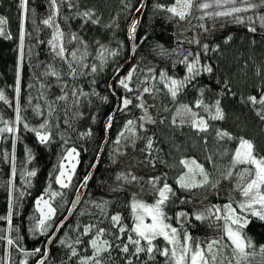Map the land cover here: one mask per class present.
<instances>
[{
  "label": "trees",
  "instance_id": "obj_1",
  "mask_svg": "<svg viewBox=\"0 0 264 264\" xmlns=\"http://www.w3.org/2000/svg\"><path fill=\"white\" fill-rule=\"evenodd\" d=\"M143 0H73L76 5L69 8L66 4L61 6L60 15L57 17V23L62 31L67 34L77 33L88 44L90 55L84 61L91 65L93 63L98 66V73L81 76L73 80L65 75L67 65L59 58L54 57L47 41L52 37V29L44 26L42 20L49 15L48 0H28V19L25 23L27 32L30 36L25 38V61L21 78V93L19 103L21 107V116L23 118L21 124L17 125L19 131L16 133L20 140L15 145V156L17 166V176L13 180L14 194L19 195L23 191L25 195L15 200V214L13 216V226L19 229V232H13V237L19 236L21 239L19 244L28 250L36 247L43 249L45 237L35 235L29 229L35 223L34 217H38L35 201L40 197L49 184L52 191H60L62 197H56L53 205L57 207V215L54 218L55 223L59 224L68 214L73 199L79 187L84 181V177L88 176L95 164L102 145L106 139L105 125L108 122L109 115H112L117 102L122 96H128L133 99V105L138 103L135 96L139 94L138 90L133 93H125L118 87V78L127 74L131 68H137V75L131 86L136 87L137 77L144 79L148 68L155 69L156 81H150L160 89L158 93L153 95L144 94V99L154 105L155 113L153 117L157 120L156 124H150L146 127L147 131H139V135L143 137H152L154 140V148L161 151L156 153L158 157L156 166L151 167L145 163H140L151 157H147L146 153L140 150L144 148L146 140L139 139L133 148L127 141H121L118 146L114 143L118 133L123 130V125L128 119L138 120L143 114L139 108L133 105L125 112L117 111L113 118L112 126L108 130V141L105 145L102 158L93 174L89 186L86 189L83 200L78 208L74 211L69 222L62 228L60 233L55 237L54 243L50 245V255L47 264H75V260L69 261L67 257V249L59 244L60 239L71 242L82 231L83 226L88 223H94L100 217L99 209L94 206L95 203L108 201L107 214L110 217L119 213L123 223L130 229L133 226L132 211L130 204L134 198L140 199L148 204L154 203L156 195L150 191V185L147 181L150 177L161 176L167 174V183H169L176 191V198L171 200L165 209L168 216L172 217L171 223L174 227L180 225L176 221V214L184 211L189 214V223L185 225L189 233L194 239L207 241L215 238L218 234L214 227H209V222L196 221L193 212L202 211L205 206L223 205L229 202L230 197L236 200L241 199L238 192L233 191L234 180L220 179V183L216 189H194L192 191H184L179 189L176 179L186 171L179 164L181 159H195L215 177H219L212 163L206 159L211 155L213 161L221 166L224 171L229 166V158L231 151L237 146V141H219L216 140V131H228L235 137H244L251 140L257 147L261 155H264V122L260 121L255 111L259 105L255 107L251 104L241 102L242 98L249 95H256L259 98L261 90H264V29L256 24L257 32L248 31L247 24H238L228 22L224 19L213 21L205 19L198 20L196 17L201 15L200 12L193 10V15L184 21L176 19L169 20V14L162 11H153L154 3H162L171 5L173 0H147L145 9L140 19V23L136 32L135 43L139 47L135 49L132 60L131 46L128 39V27L136 13L135 9L140 6ZM125 3L130 7L125 8ZM94 9L101 19L100 25L87 24L82 27V20L75 14L78 11L86 9ZM264 11V10H262ZM243 16H254L255 13L248 12ZM0 16L7 20L5 26L7 31L11 33L13 39L6 40L0 38V89L4 90L6 97L11 106L0 101V117L4 120L12 121L15 118V91L16 68L19 58L18 37L21 23V10L19 8V0H0ZM67 17V19H64ZM200 23H204L209 29L204 32L198 27ZM112 24L111 28H105L103 25ZM184 25V26H183ZM147 37L141 43V38ZM231 36L232 39L225 43V39ZM181 37H184L183 39ZM193 38L199 39L200 45L207 43L210 51L205 55L201 46L187 41ZM43 41V43H41ZM94 41L107 45L110 50H116L119 55L115 58L109 56L108 63L103 70H99V60L96 59L98 45ZM158 45L163 46L171 55L158 54L160 49ZM216 45H219V51H211ZM69 51L83 46L78 42L66 44ZM29 49L31 52L29 53ZM155 49V51H154ZM173 49H177L173 52ZM191 51L193 54L201 53V64H208L213 67L212 73L201 72L177 97L174 103L167 94L164 85L159 83L158 77L161 70L177 79H183L186 68L178 61ZM70 59V57H69ZM192 57H189L191 60ZM127 63V64H126ZM54 65L57 70L62 73L61 81H56L54 77L46 78V82L51 84L46 95L48 101H53L61 95V85L68 84L65 91L68 92V100L66 102H57V111L54 118L47 117V109L45 101L38 99L39 93L37 88L39 83L36 76L42 73L47 65ZM124 68L121 70L119 77H116L113 88H109L117 66ZM259 68L261 75H256ZM143 70V71H141ZM90 72V67L84 69ZM95 80V84L90 81ZM227 81L231 92L225 89L224 84ZM29 84H36L37 87L29 88ZM76 85L85 92L91 93L93 90L98 95H90L89 97H80V103L74 104L75 98L71 95L72 87ZM143 86L148 85H142ZM203 89L204 103L211 106L219 99L220 106L224 112L223 120H209L211 125L208 133H197L193 128L184 125L175 127L171 124L172 116L179 104H187L192 107L193 111L208 118V113L202 109L195 107V102L201 96ZM231 93H235L232 95ZM32 98L31 104L29 98ZM102 97H107L103 100ZM91 101V103H89ZM40 104L45 112L44 116L35 114L33 108ZM167 108L169 111H164ZM79 111L82 115L73 119L74 114ZM214 111V110H213ZM45 118H49L54 125L58 124V128H53V140L50 144L44 145L38 142L34 133L23 129V123H27L30 127H39ZM164 119V123L159 121ZM67 120L72 127L69 128L64 121ZM4 125L0 123V127ZM91 132V135H81ZM61 135L67 140L63 143ZM205 138L207 144H205ZM75 147L80 153L79 163L76 173L73 177L72 184L68 189H61L56 185L52 177L57 172L61 155L67 148ZM26 148L31 149L33 159L30 163H26ZM225 148L229 149V156H220L219 153ZM118 149V151H117ZM3 151L13 152V139L10 134L0 136V154ZM162 159L165 163H160ZM167 165V166H166ZM35 170L37 175L30 178V185L21 178L20 172L23 170ZM132 174L140 177L139 183H128L124 180H118L117 176L121 173ZM10 179V162H6L0 155V216H6L8 212V181ZM189 201L188 203H180V200ZM235 206V205H234ZM83 213V215L81 214ZM79 226V229L77 228ZM102 227L109 228L110 223L104 220ZM0 228H4L7 233L6 221H0ZM52 231L51 229L49 230ZM256 245L255 251L259 252V246L264 245V222L256 218H252L249 225L244 229ZM127 234H125L126 240ZM84 240L83 245H75L81 255H90L91 249L87 252V241L89 237H81ZM111 239V237H109ZM116 243H119L117 241ZM156 245L163 248L164 241L158 238L154 241ZM7 246L5 241H0V258L5 257ZM227 254V253H226ZM112 261L109 264H125L126 257L118 250L111 253ZM23 259L22 254L11 250V264H20ZM39 256L30 257L28 264H36ZM133 264H165V258L156 255L154 260H148L145 254H141L139 260L131 257ZM251 259V258H250ZM261 257L257 255L252 259V264H260Z\"/></svg>",
  "mask_w": 264,
  "mask_h": 264
},
{
  "label": "snow or ice",
  "instance_id": "obj_2",
  "mask_svg": "<svg viewBox=\"0 0 264 264\" xmlns=\"http://www.w3.org/2000/svg\"><path fill=\"white\" fill-rule=\"evenodd\" d=\"M124 3V0H121ZM49 3V15L47 18L42 20V24L52 29V37L47 41L51 48L54 57L59 58L67 65V72L65 75L69 76L73 80L78 79L81 76H87L98 73L97 64L91 65L84 61L90 55L88 50V44L83 38L77 33L67 34V40H65L66 33L61 30L59 24L56 22L57 17L60 15L61 6L66 4L70 9L76 5L73 0H48ZM146 5L141 3L139 7L135 9L137 13H142L143 8ZM130 7V4L125 3V8ZM19 8L21 10V23L19 29V43L18 52L19 58L16 68V82L14 85L16 105H15V118L11 122L4 120L0 117V123L4 126L0 127V136L3 134H10L13 139V152L9 153L3 151L2 158L6 162H10V179L8 181V212L6 216H0V221H6L7 233L4 228H0V241H5L7 251L5 257L0 258V264H11V250L16 249L22 254L23 259L20 264H28L30 257L39 256L36 260V264H47L50 255L49 245L54 243L56 233L63 227V221L59 224L55 223V217L57 215V207L53 205V201L56 197H62L63 193L60 191H52L51 184L45 189L44 193L38 197L35 201L36 211L39 213L38 217H34L35 223L29 229L35 235L45 237V243L43 249L36 247L32 250H28L19 244L20 237H13L10 235L13 232H19V229L13 226V216L15 214V200L22 198L25 193L19 192V195L14 194L13 180L17 176L16 156H15V145L20 137L16 135L19 131L17 125L21 124L23 118L21 116V107L19 103V97L21 93V78L22 70L25 61V38L30 36L31 33L27 32L25 23L28 19V0H19ZM201 13L196 17L200 21H204L206 18L213 21L224 19L228 22H234L238 24H247L249 32L256 33L258 23L261 29H264V0H173L171 5H165L162 3H154L153 11H162L169 14V20H188L193 15V10ZM253 12L254 16H243L242 14ZM82 20V27L87 24L100 25L101 19L96 14L94 9H86L84 11H78L76 14ZM64 19H67L65 17ZM7 20L0 16V38L11 40L13 39L10 32L7 31L6 26ZM139 25V19L132 21L129 27L128 39L129 41L136 40L137 27ZM105 28H111L112 24L103 25ZM204 32H208L209 29L204 23L198 25ZM147 37L141 38V43L146 40ZM232 39L231 36L225 39V43H228ZM78 42L83 46V50L80 47L75 48L72 51L66 47V44H72ZM188 43H195L200 45L199 39L193 38L187 41ZM43 43V41H41ZM98 45V51L96 59L99 60V70L102 71L104 66L108 63V57L115 58L119 55L116 50H110L107 45L100 43V41H94ZM202 52L207 55L210 51V47L207 43L200 45ZM139 47V44H132V51ZM160 51V55H171L163 46H157ZM220 46L216 45L211 49L213 52H218ZM155 51V49H154ZM176 52L177 49H173ZM31 49H29V53ZM70 57V59H69ZM189 57H192L189 60ZM201 53L197 52L193 54L191 51L179 63L183 64L186 68V75L183 79H177L173 76H169L164 70L159 73V83L164 85L167 90V94L170 95L172 101H177L178 95L198 76L201 72L212 73L213 67L208 64H201ZM90 67V72H85L84 69ZM120 67L117 66L114 75L119 77ZM143 71V70H141ZM144 79L137 77L136 87L134 89L132 85L134 76L137 75V68L133 67L123 77L118 78V87L122 88L125 93H133L134 90H138L139 94L135 96L138 101L133 105V99L128 96H122L120 98V104L117 105L116 110L125 112L129 109L130 105L139 108L143 115L138 120L128 119L123 125V130L118 133L117 139L114 141L116 145H120L121 141H127L134 148L136 142L139 139H145L146 143L144 148L140 151L146 153L147 159L140 161L151 167L156 166L158 157L156 153L161 151L160 149L154 148V140L152 137H143L139 135V131H147L146 124H156L157 120L149 113V107L154 105H147L144 100V94L153 95L160 91L155 84L149 85L150 81H156L157 76L155 75V69L148 68ZM256 75H261L259 68L257 69ZM54 77L56 81H61L62 73L56 69L54 65H47L42 73L36 76L39 83L37 91L39 93L38 99L45 101L47 109V117L54 118V113L57 111V102L68 100V92L65 89L68 88V84L65 82L61 85V95L57 96L55 100L48 101L46 92L51 87V84L46 82V78ZM95 80L90 81L91 84H95ZM29 88L37 87L36 84H29ZM225 89L231 92V89L225 81ZM112 88V85H109ZM201 96L195 102V107L202 109L205 113H208V118L200 115L198 112L193 111L192 107L187 104H179L175 109V113L172 116L171 124L175 127L187 125L196 132L208 133L211 125L209 120H223L224 112L220 106V100L217 99L213 105L209 106L204 103L203 100V89ZM235 95V93H231ZM71 95L75 98L74 104L80 103V97H89L90 95H98L94 90L89 93L83 91L82 88L74 85L71 89ZM103 100H107V97H102ZM32 98H29L31 104ZM0 101L11 106L10 101L5 95L4 90L0 89ZM242 103L251 104L252 106L259 105L256 109L255 114L260 121L264 122V90H261L259 98L256 95H249L246 98L241 99ZM91 103V101H89ZM34 112L38 116H44L45 112L40 104H37L33 108ZM214 110V111H213ZM164 111H169L167 108ZM82 114L77 111L73 119L80 117ZM49 118H45L39 127H30L27 123H23V129L35 134L39 143L47 145L53 140V128H58L59 125H54L50 122ZM113 115H109L108 122L105 125V129H109L112 126ZM161 124L164 123V119L159 121ZM65 124L69 128L72 125L65 120ZM81 135H91V132L83 133ZM63 143H67L64 136L61 135ZM216 140L224 141H237V146L231 151L229 158V166L226 170L222 171L221 166L213 161L211 155L207 156L206 159L209 163H212L216 169L219 177H215L213 173L209 172L203 164L197 162L195 159H181L179 164L185 169L183 173L176 179V184L179 189L184 191H192L194 189H216L220 183V179L234 180L233 191L239 193L241 199L236 200L234 198L229 199V202L223 205H211L205 206L202 211H196L192 213L196 221L209 222V227H214L217 231L215 238L207 241H200L194 239L185 227L189 223V214L181 211L176 214V221L180 225L174 227L170 222L172 217L168 216L165 209L169 202L176 198V191L173 187L167 183V174L164 173L161 176L150 177L147 184L150 185V191L156 195L154 203L148 204L140 199L134 198L130 204L132 211L133 226L129 229L127 225L123 223L122 217L119 213L111 215L107 214L108 201L95 203L94 206L99 209L100 217L94 223H88L83 226L82 231L79 235L71 242L64 239L59 240V244L65 247L67 251V257L69 261L75 260V264H109L112 261L111 253L113 250H118L123 254L125 264H133L131 257L140 259L141 254H145L148 260H154L158 254L165 258V264H252V259L257 255L261 257L260 264H264V245L259 246V252L255 251L256 245L253 240L247 236L244 229L249 225L252 218H256L259 221L264 222V155H261L257 150L256 145L249 139L244 137H235L228 131L217 130ZM205 144L207 139L205 138ZM27 160L26 163H30L33 159L31 149L26 148ZM102 150V149H101ZM118 151V149H117ZM80 153L75 147L67 148L61 155L58 168L55 170L57 174L52 177L53 182L59 185L61 189H68L71 184L73 177L76 173V168L79 163L78 157ZM220 156H229V149L225 148L219 153ZM160 163H165L162 159ZM167 166V165H166ZM95 167V165H93ZM37 175L35 170H23L20 172V176L30 185V178ZM90 176H85L81 187L87 185ZM118 180H124L128 183L137 182L141 180L140 177L132 174L131 172L124 174L121 173L117 176ZM189 201L180 200V203H188ZM73 206L77 201H73ZM235 205V206H234ZM72 211L71 208L68 209ZM83 215V213H81ZM107 219L110 223V227H102L104 220ZM150 221V222H146ZM79 229V226H77ZM52 230L51 232L49 230ZM125 234L126 240H125ZM81 237H89L87 241V248L84 251L87 252L91 249L90 255H81L75 245H83L85 242ZM111 237V239H109ZM158 238H162L164 241V247L161 248L154 243ZM119 241V243H116ZM227 253V254H226ZM251 258V259H250ZM66 264V262H62ZM147 264V261H144Z\"/></svg>",
  "mask_w": 264,
  "mask_h": 264
},
{
  "label": "water",
  "instance_id": "obj_3",
  "mask_svg": "<svg viewBox=\"0 0 264 264\" xmlns=\"http://www.w3.org/2000/svg\"><path fill=\"white\" fill-rule=\"evenodd\" d=\"M146 2H147V0H143L142 3H144V4L146 5ZM144 9H145V7L143 8L142 13H137V12H136V13L134 14V16H133V18H132L130 24L132 23L133 20H135V19H137V18L139 19V23H140V19H141V16H142V14H143ZM130 24H129V27H130ZM138 26H139V25H138ZM129 27H128V33H129ZM137 29H138V27H137ZM129 42H130V46H131V57H130V59L128 60L127 63H129V62L132 60L133 55H134V53H133V51H132V44L135 43V41H129ZM127 63H126V64H127ZM124 66H125V65H123L122 67H120V69L122 70V69L124 68ZM120 72H121V71H120ZM120 72H119V74H120ZM115 79H116V76H114V78H113L112 81H111L112 88H113V83H114V80H115ZM112 88H111V89H112ZM117 105H119V101L117 102L116 107H115V109H114V111H113V113H112L113 118H114L115 114L117 113V110H116ZM108 130H109V129H107V130L105 129V132H106V139H105V141H104V143H103V145H102V148H101L102 150H100L99 155H98V157H97V160H96V162H95V164H94L95 167H93L92 170L90 171V173L88 174V176H90V179L88 180L86 186H84V187H81V186H80L79 189H78V191L76 192V195H75L73 201H77V203L75 204V206H73V203L71 204V207H70V208L72 209V211H71V212H68V214L66 215V217L62 220V221H63V227L69 222V220L71 219V217H72L74 211L78 208V206L80 205L81 201L83 200V197H84V195H85L86 189H87V187H88L89 184H90V181H91V179H92V177H93V174H94V172H95V170H96V168H97V166H98V164H99V162H100V160H101L102 154H103V152H104L105 145H106V143H107V141H108ZM81 185H82V184H81ZM63 227H62V228H63ZM62 228L59 230V232L56 233V236L60 233V231L62 230ZM49 247H50V245H49Z\"/></svg>",
  "mask_w": 264,
  "mask_h": 264
},
{
  "label": "rangeland",
  "instance_id": "obj_4",
  "mask_svg": "<svg viewBox=\"0 0 264 264\" xmlns=\"http://www.w3.org/2000/svg\"><path fill=\"white\" fill-rule=\"evenodd\" d=\"M184 26V25H183ZM182 39L184 38V37H181ZM149 86V85H148ZM144 98V97H143ZM145 100V99H144ZM146 101V100H145ZM149 101V100H148ZM148 101H146L147 102V105H152L151 103H149ZM148 111H149V113L153 116V114L155 113V109H154V107H149V109H148ZM143 115V114H142ZM150 124H146L145 125V127H147V126H149ZM146 222H150V221H146Z\"/></svg>",
  "mask_w": 264,
  "mask_h": 264
},
{
  "label": "bare ground",
  "instance_id": "obj_5",
  "mask_svg": "<svg viewBox=\"0 0 264 264\" xmlns=\"http://www.w3.org/2000/svg\"><path fill=\"white\" fill-rule=\"evenodd\" d=\"M103 155V154H102ZM102 158V157H101Z\"/></svg>",
  "mask_w": 264,
  "mask_h": 264
}]
</instances>
